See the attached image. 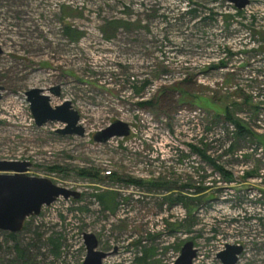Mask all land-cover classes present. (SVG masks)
I'll list each match as a JSON object with an SVG mask.
<instances>
[{
  "label": "rangeland",
  "instance_id": "1",
  "mask_svg": "<svg viewBox=\"0 0 264 264\" xmlns=\"http://www.w3.org/2000/svg\"><path fill=\"white\" fill-rule=\"evenodd\" d=\"M112 18L135 21L112 32ZM0 44V158L81 191L0 229V264H80L86 231L104 264H170L189 239L193 264H224L223 243L244 245L235 264H264V0H0ZM34 86L70 99L87 134L121 118L132 136L38 125Z\"/></svg>",
  "mask_w": 264,
  "mask_h": 264
},
{
  "label": "water",
  "instance_id": "2",
  "mask_svg": "<svg viewBox=\"0 0 264 264\" xmlns=\"http://www.w3.org/2000/svg\"><path fill=\"white\" fill-rule=\"evenodd\" d=\"M238 8L245 7L250 0H230ZM3 48L0 44V52ZM5 86L0 83V99ZM49 90L61 94V84L57 83L49 87ZM30 102L31 112L38 125L49 120H59L64 123L58 131L63 134H80L86 131L84 124L80 122V111L73 106L70 99L61 103L52 104L51 95L46 89L34 86L26 91ZM131 133V124L127 120L117 118L107 126L98 129L94 140L107 141L114 135H128ZM32 165L29 159L0 158V229L17 232L23 229L27 217L39 214L44 205H49L58 197L73 196L79 198L81 191L55 182L51 177L29 174L27 171ZM87 253L80 264H104V258L108 251L97 248L99 240L94 232H84ZM243 251V244L227 243L226 247L219 251L218 255L224 264H235L239 254ZM197 254V248L192 239L186 240L181 253L173 264H193V258Z\"/></svg>",
  "mask_w": 264,
  "mask_h": 264
},
{
  "label": "trees",
  "instance_id": "3",
  "mask_svg": "<svg viewBox=\"0 0 264 264\" xmlns=\"http://www.w3.org/2000/svg\"><path fill=\"white\" fill-rule=\"evenodd\" d=\"M224 17H225V15H224ZM119 21H124V22H126L128 25H132L133 23H134V21L135 20H132V19H130V18H122V19H119V18H112V19H109V20H106V25H107V29H109V31L110 30H112V32L113 31H117L118 30V28H119ZM190 80V79H189ZM148 83H150V81L148 80V79H146L145 81H143L141 84H140V86H139V88H137V91L138 92H141L147 85H148ZM140 101H142V102H145V103H148V104H151L152 102H153V100L152 99H141ZM225 107H227V106H225ZM228 108V107H227ZM230 111V110H229ZM228 111V109H226V117L228 118V119H231V115H230V112ZM236 125L239 127V134L240 135H243V134H245L246 132H248L247 131V128L245 127V126H243L242 124H240V123H238V122H236ZM252 132V131H251ZM212 160V159H211ZM215 163V165H219V164H217L216 162H214ZM219 169L224 173V177L225 178H227L228 177V175H230V171L227 169V168H225V167H223L222 165H220L219 166ZM81 173L82 174H88V175H95V173L94 172H92V171H90V170H87V169H82L81 170ZM112 192H110V191H102V192H98V193H96L95 195L103 202V203H111V204H113L114 203V196H110V197H108V195L109 194H111ZM185 195L186 194H183V198L185 197ZM9 234L10 235H14L15 234V232H13V231H10L9 232Z\"/></svg>",
  "mask_w": 264,
  "mask_h": 264
},
{
  "label": "built area",
  "instance_id": "4",
  "mask_svg": "<svg viewBox=\"0 0 264 264\" xmlns=\"http://www.w3.org/2000/svg\"><path fill=\"white\" fill-rule=\"evenodd\" d=\"M80 122H81V119H80ZM82 123V122H81ZM83 124V123H82ZM63 125H64V123H63ZM62 125V126H63ZM85 126V125H84ZM86 128V127H85ZM88 132L87 131H85V133L83 134V135H80V134H75V135H79V136H84L85 134L86 135H89V136H93L92 134H87ZM128 136H132V134L130 133L129 135H120V136H118V135H114L113 137H111V138H114V137H117V138H126V137H128ZM111 138H109L108 140H110ZM107 140V141H108ZM104 142H106V141H104ZM221 171V170H220ZM106 172L107 173H110L111 172V169L109 168L108 170H106ZM222 172V171H221ZM225 178V177H224ZM224 181H227V180H224ZM138 197H139V195H138ZM54 202V201H53ZM227 244V243H226ZM226 244L225 243H223V245L219 248V250H217L216 252H215V254H217L218 255V253H219V251H221L222 249H224V247L226 246ZM240 244H242V243H240ZM196 247V246H195ZM197 248V247H196ZM243 250H244V245H243ZM197 252H198V248H197ZM243 252V251H242ZM241 252V253H242ZM180 254H179V252H177L175 255H174V257H173V260L171 261V263L170 264H173L175 261H176V259L178 258V256H179ZM197 255V254H196ZM240 255V254H239ZM195 258H196V256L193 258V260H195Z\"/></svg>",
  "mask_w": 264,
  "mask_h": 264
}]
</instances>
